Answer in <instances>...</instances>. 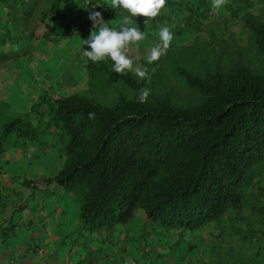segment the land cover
<instances>
[{
	"label": "trees",
	"instance_id": "trees-1",
	"mask_svg": "<svg viewBox=\"0 0 264 264\" xmlns=\"http://www.w3.org/2000/svg\"><path fill=\"white\" fill-rule=\"evenodd\" d=\"M91 11L108 19L126 13L112 9L111 0H0V65L28 50L26 36L47 40L85 30ZM242 24L264 56V21L246 16ZM152 47L138 49L150 83L134 72L115 73L110 59L94 63L80 54L87 87L42 96L45 111L37 119L45 117L64 141L60 167L43 180L78 195L80 216L93 230L125 223L138 211L168 229L201 235L209 228L213 240L231 227L250 253L235 255L244 253L239 245L223 264H264V229L244 215L250 190H261L264 202V188L253 184L264 167V65L202 72L175 67L183 87L196 92L193 99L151 93L141 103L140 90L162 75L161 58L153 64L144 59ZM106 92H112L103 97L108 101L98 97ZM30 112L5 121L3 133L35 136ZM262 206L254 213H263Z\"/></svg>",
	"mask_w": 264,
	"mask_h": 264
},
{
	"label": "rangeland",
	"instance_id": "rangeland-1",
	"mask_svg": "<svg viewBox=\"0 0 264 264\" xmlns=\"http://www.w3.org/2000/svg\"><path fill=\"white\" fill-rule=\"evenodd\" d=\"M171 1L146 25L144 17L132 18L145 32L139 47L155 46L161 26H169L174 33L170 47L161 56V78L144 88L186 102L196 92L183 87L173 73L175 67L193 72L228 69L236 63L263 68L264 56L256 49L242 18L264 21V0H229L217 10H213L212 0ZM128 15L126 12L117 19H104L119 28ZM91 29L92 25L66 37L57 34L43 41L26 36L23 45L28 50L6 61L5 67L0 65V240H5L0 245L11 254L3 257L1 264H223L226 254L236 252L239 245H243L244 253L235 255H249L250 248L240 242L231 227L225 228L220 239L213 240L209 228L201 235L187 228L168 229L148 222L139 211L125 223L93 230L80 216L78 195L54 180H43L53 177L60 167L64 141L48 127L45 117L37 119L41 110L45 111L46 103L41 98L87 87L80 54L87 47L82 39ZM97 94L108 101L103 97L112 92ZM28 111H33L35 136L17 134V129L3 133L5 121ZM253 184L264 188V167L254 176ZM260 194L261 190H250L244 212L258 230L264 229V212L254 213L253 208L264 206ZM38 213L40 220L45 222L46 218L47 222L32 234L34 228L26 221ZM45 230L49 238L40 243L38 234L44 238Z\"/></svg>",
	"mask_w": 264,
	"mask_h": 264
},
{
	"label": "clouds",
	"instance_id": "clouds-1",
	"mask_svg": "<svg viewBox=\"0 0 264 264\" xmlns=\"http://www.w3.org/2000/svg\"><path fill=\"white\" fill-rule=\"evenodd\" d=\"M229 0H212L213 10L226 6ZM166 7V0H111V8H120L129 13L123 18V23L119 28L112 27L104 19L102 12L91 11L89 20L92 21V29L86 39H82L83 55L92 62H100L110 59L113 62V71L119 75H126L134 72L140 80L150 83L151 76L148 67L140 64L138 54L139 44L145 39V32L137 23L132 22V18L144 17L147 24L150 18H155L161 14ZM174 38V33L169 26H161L159 30V41L152 47L144 57L147 64L159 61L166 53ZM150 88H142L139 93V101L146 102L150 95ZM89 117H94V113H89Z\"/></svg>",
	"mask_w": 264,
	"mask_h": 264
},
{
	"label": "crops",
	"instance_id": "crops-1",
	"mask_svg": "<svg viewBox=\"0 0 264 264\" xmlns=\"http://www.w3.org/2000/svg\"><path fill=\"white\" fill-rule=\"evenodd\" d=\"M3 174L6 176V175H9L7 172H3ZM0 175H2V171H0ZM6 181V180H5ZM11 181L7 178V183H10ZM9 222H11V221H9ZM46 222H47V219L45 218V222L44 221H41L40 220V215H39V213L38 214H36V218H32V216L31 217H29L28 219H27V221H26V223L28 224V225H30V226H32L33 228H34V230L32 231L33 233L32 234H36L37 233V231H40V230H42L43 229V227H44V225H46ZM0 223H1V221H0ZM38 223H40V224H38ZM41 227V228H40ZM3 228H5V226H3ZM44 229H46V228H44ZM44 233H45V237L44 238H42V236H40V234H38V241L40 242V243H42V239H44V240H48V238H49V235L47 234V232H46V230L44 231ZM0 241H5L4 239H2V240H0ZM0 247H1V245H0ZM1 250H0V264L1 263H3V261H2V259H3V257H8V256H10L11 254L10 253H6V252H4V250L2 249V247L0 248ZM12 253V252H11Z\"/></svg>",
	"mask_w": 264,
	"mask_h": 264
},
{
	"label": "built area",
	"instance_id": "built-area-1",
	"mask_svg": "<svg viewBox=\"0 0 264 264\" xmlns=\"http://www.w3.org/2000/svg\"><path fill=\"white\" fill-rule=\"evenodd\" d=\"M103 14V13H102Z\"/></svg>",
	"mask_w": 264,
	"mask_h": 264
}]
</instances>
